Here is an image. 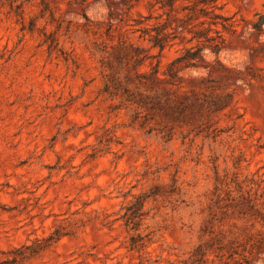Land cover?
I'll use <instances>...</instances> for the list:
<instances>
[{"label":"rangeland","instance_id":"1","mask_svg":"<svg viewBox=\"0 0 264 264\" xmlns=\"http://www.w3.org/2000/svg\"><path fill=\"white\" fill-rule=\"evenodd\" d=\"M153 2L0 0V264H264V0L172 82Z\"/></svg>","mask_w":264,"mask_h":264},{"label":"trees","instance_id":"2","mask_svg":"<svg viewBox=\"0 0 264 264\" xmlns=\"http://www.w3.org/2000/svg\"><path fill=\"white\" fill-rule=\"evenodd\" d=\"M156 7L158 14L155 17L147 15L135 21L136 32L140 38L146 39L152 48L159 51L167 47H172L176 41H185L188 44L176 57L162 74L168 78L169 82L177 78L178 67L198 69L206 68L204 52L207 50L211 55H218L225 43V35L234 31V26L230 18L222 11L220 0H154L152 8ZM156 20L152 25L147 22ZM252 30L258 34H264V12L255 15ZM132 52L131 69L134 71L142 64L141 51L133 46H129ZM147 75L142 78L154 83L158 77V64H149ZM126 81H129L127 76ZM128 93L127 89H124ZM223 234H219L217 244L219 249H226L228 260L235 262V240L230 239L222 245ZM56 240L52 236L46 242ZM36 252L35 250L31 251ZM197 254H200L198 249ZM223 264H229L224 261Z\"/></svg>","mask_w":264,"mask_h":264}]
</instances>
